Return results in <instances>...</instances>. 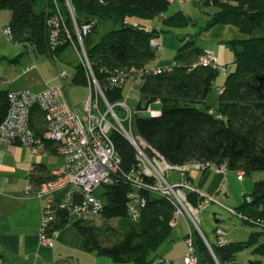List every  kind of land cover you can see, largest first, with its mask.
Wrapping results in <instances>:
<instances>
[{"label": "trees", "instance_id": "16d2710c", "mask_svg": "<svg viewBox=\"0 0 264 264\" xmlns=\"http://www.w3.org/2000/svg\"><path fill=\"white\" fill-rule=\"evenodd\" d=\"M67 1L75 15L77 25L93 24L82 44L106 102L110 106L123 102L125 100L123 86L126 82L120 88H110L107 77L117 71L148 69L149 64L156 57V50L150 44L157 36L155 31L129 25L127 21L153 20L163 16L168 11L169 2L165 0ZM55 3L61 14H64L70 29L65 0H54V2L53 0H0V11L10 12L11 20L7 28L11 31V42L25 45L33 49L36 55L47 56L50 60L59 59L69 48L64 44L51 51L48 47V29L45 26L46 19L55 11ZM192 3H199L203 7L216 10L204 29L223 25L234 28L245 36L243 41L230 43L235 56L232 71L227 67H219L217 60L215 68L200 67L197 64L203 51L195 46V42L187 41L175 53L176 56L171 62L175 67L171 72L156 76L146 75L138 82V104L135 109L145 110L150 106L151 110L156 108L155 111H159L160 115L158 118L147 117V119L135 115L132 119L134 135L141 141V149L147 157H153L155 154L169 166L182 167L193 163H210L226 165L228 172L241 171L243 175L262 172L264 171V90L260 88V80L264 85V0H201ZM108 21L119 25L120 28L109 30L97 43H94L93 36L97 26ZM191 23L188 17L178 12L165 18L162 26L176 30L187 28ZM73 70L75 72L70 85L87 88L88 81L84 69L78 64ZM219 72H223L225 79L222 91L218 92L215 112L207 108L205 102L213 90ZM128 77H130L129 73H127ZM128 80L134 81L132 78ZM8 96V92L0 91V124L5 120L9 109ZM202 106L204 108L201 109ZM29 117V128L34 138L42 139L46 127L38 105L33 107ZM111 139L120 158L122 172L126 174L137 167L138 157L127 140L115 132L111 135ZM46 147L47 150L55 153L50 143L47 142ZM146 147L149 149L147 150ZM49 179L50 177L37 182L36 186ZM113 181L111 185L98 188L95 195L100 201L104 199V203L101 202L102 220L121 222L122 238L118 243L102 247L98 240L97 229L85 222H73V228L85 240L87 250L97 253L100 257H108L114 264H163L158 261L167 260L156 253L171 237L172 228L169 222L172 219L173 208L170 202L142 192L141 196L146 203L140 210L139 220L133 223L127 214V196L132 192V188L126 185L122 177H115ZM186 198L193 207L202 202L196 192L187 193ZM244 198V203L237 210H233L241 217L238 219L250 227L254 226L250 224L251 221H264V181L255 183L251 194ZM56 217L55 227L61 229L66 221L61 214L57 213ZM257 228L262 234L250 237L248 245H257L254 252L264 259V230ZM217 229L221 228H215L213 233ZM188 235L187 232L184 246ZM191 239L197 264H233L237 254L245 247L230 245L228 242L224 247H218L216 242V246L211 247L203 234L194 231L191 232Z\"/></svg>", "mask_w": 264, "mask_h": 264}, {"label": "built area", "instance_id": "2783aa9c", "mask_svg": "<svg viewBox=\"0 0 264 264\" xmlns=\"http://www.w3.org/2000/svg\"><path fill=\"white\" fill-rule=\"evenodd\" d=\"M165 1L183 5L201 0ZM65 3L71 28L69 29L64 14H61L55 3L53 15L45 21L48 29V47L53 51L66 44L79 58V65L84 69L88 81V96L81 102L78 112L77 107L70 103L66 93V87L72 82V75L58 72L55 85L46 87L39 93H31L28 90L10 91L8 93L9 109L5 120L0 124V146L20 145L30 149L34 155L41 154L47 157L46 143L48 142L60 158L61 165L53 171L48 181L41 182L37 186L29 182L26 190V193L36 200L44 201L41 210L39 241L44 247L51 249L60 231L55 227L57 213L64 217L66 221L64 225H72L73 222L91 223L100 218L103 204L95 195V191L104 185L113 184V179L119 176L126 185L132 188V192L127 196V214L130 221L136 223L140 218V210L146 203L141 196L142 192L169 201L173 208L172 219L169 222L170 228H174L179 218H182L188 226L189 235L185 240L187 253L183 263L197 264L191 239L192 231L201 235L199 226L195 222L196 214L216 202L212 197L191 189L184 176L189 170L204 173L210 171L226 175L228 173L226 165L193 163L177 167L169 166L155 154L153 157L145 155L140 146L141 141L134 135L132 119L135 115L158 118L160 112L151 110L150 106H147L145 110L131 111L124 100L112 106L106 102L104 93L94 78L82 44L93 24L77 25L69 2L65 0ZM4 35L6 39H10V28L4 31ZM150 44L156 52L161 51V44L155 41H151ZM197 65L204 68L217 67L214 53L203 51ZM174 67L173 63H170L166 68L117 71L111 73L106 80L110 88H120L127 80V73L135 82H139L146 75L167 74ZM32 69L34 65L24 69L23 72L26 74ZM35 105L39 106L44 116L46 129L43 140L34 138L29 128L30 111ZM115 110L122 115L119 116ZM114 132L127 140L138 157L137 167L126 174L120 169V158L113 147L111 135ZM146 149L148 150L149 147ZM171 172L178 174L180 178L178 182H169L167 177ZM29 173L31 175L32 171ZM236 176L238 181H241L245 175L239 171ZM60 192L63 194L60 200H53L55 194H60ZM193 192H196L202 200L196 207H193L186 198L187 193ZM228 212L241 219L233 210H228ZM250 224L264 230V221H251ZM214 233L218 247L228 245L226 233L221 229L215 230ZM158 262L169 264L167 261Z\"/></svg>", "mask_w": 264, "mask_h": 264}, {"label": "crops", "instance_id": "0c3cea01", "mask_svg": "<svg viewBox=\"0 0 264 264\" xmlns=\"http://www.w3.org/2000/svg\"><path fill=\"white\" fill-rule=\"evenodd\" d=\"M171 3L168 5V13ZM188 4L194 5V3ZM184 5L186 4L180 5L176 3V7L181 10H176L177 8L175 7L174 9L172 8V13L169 15L166 12L165 15L154 18L158 21V26L151 32L155 31L157 34L155 39L159 43L161 41L160 44L162 49L157 52V55H161V57L158 61H155V63L149 64V69L167 67L176 56L175 53L182 43H179L178 39H176V36L173 34L176 33V30L164 28L162 26V21L178 12L183 14L184 11H181L184 9L181 7ZM0 13H2V11H0ZM5 15L4 13L0 14V57L2 60L7 61V59H5V50L8 48V44L11 40L5 38L4 31L8 27L11 16ZM183 15L186 18L188 17V15ZM209 22L210 20L207 24ZM165 32L172 34L175 40L165 38ZM198 34L201 35L202 41L204 42L200 44L199 49L214 53L219 67H227L232 71L235 56L231 50L230 43L233 41H243L245 40V36H242L238 30L223 25H215L208 29H200ZM14 46L17 47L19 45L14 44ZM23 46L25 49L23 53L24 67L21 68L20 72L21 75L27 79L28 84H22L21 77L10 79V82H8L3 76H0V84H3V86L0 87V91L9 93L10 91H21L22 89L28 90L31 93H39L46 87L55 85L56 75H54V78L49 82L42 79L41 68H39L33 60L34 56L36 57L33 49L27 48L25 45ZM165 46L168 48V50L166 49L168 53H174L172 58L168 53L167 55L165 54L166 56L163 55ZM42 57L48 58L43 55L41 58ZM44 58L40 59L42 64L45 60H50L49 58L44 60ZM52 61L53 60H51V62ZM10 62L15 63V65L19 63L18 59H12ZM31 65H34V69L25 74L23 70L31 67ZM1 74L3 75V73L0 72V75ZM39 81H41V83H38ZM125 84H129L128 88L131 93L135 91L134 89L138 82L127 80ZM132 87H134V91L131 90ZM222 89L223 88L219 91H222ZM135 101L137 105L138 95ZM157 104H155L156 107ZM153 110L155 111L157 109L155 108ZM60 165V158L57 157L55 153H52L51 150H48L47 157H44L41 154L34 155L30 149L20 145L0 146V264H112V261L105 260L97 253L87 250L85 240L81 238L72 225H64L61 227L51 249L44 247L41 241H39V227L42 219L41 210L44 201L36 200L32 195H28L26 190L29 186V182L36 185L37 182L48 179L53 171L57 170ZM30 171H32L31 175L29 173ZM172 173L173 172L169 174L167 179H169L170 183L178 182L180 180L178 174L174 172L175 174L173 175ZM184 177L187 179L191 189L205 196H210L215 201L221 199L224 205L229 203L233 199L232 197L237 196L236 186L244 182V178L238 181V177L234 172L221 175L210 171H205L204 173L197 170H189ZM62 196L63 194L61 192L60 194H55L53 200L59 201ZM223 203L220 204L223 208L227 209L224 207ZM215 222L219 224L218 221ZM175 223L170 234V243H174V245L176 243H181L184 245L188 226L184 223L182 218L176 220ZM185 254L186 251L175 257L171 256V249L168 248L167 251L164 250V252L161 253V258L169 261L170 264H182Z\"/></svg>", "mask_w": 264, "mask_h": 264}, {"label": "rangeland", "instance_id": "374dc122", "mask_svg": "<svg viewBox=\"0 0 264 264\" xmlns=\"http://www.w3.org/2000/svg\"><path fill=\"white\" fill-rule=\"evenodd\" d=\"M176 3H171L169 6V13H172L171 11L176 7ZM173 8V9H172ZM176 10H181L178 7H176ZM183 14L190 18L192 20V23L188 25L187 28H181L176 29V33H173L176 36V39H178L179 43L181 42L182 45L187 43L186 41H193L195 42V46L197 48H200V44L204 43L202 41L201 35L198 34L200 29H204L207 22L210 20V15H212L216 10L214 8H206L201 6L199 3L192 4H186L181 7ZM2 13L7 15L9 14V11H2ZM0 13V14H2ZM130 25H138L139 27L147 28V30L152 31L158 26V21H156L154 18L153 20H145V19H131V21H127ZM161 26V25H160ZM162 27V26H161ZM120 28L119 25H116L112 23L111 21L108 22H102L97 26L96 32L93 36L94 43H97L98 40L104 36L106 32H109V30H118ZM165 38H170L172 40H175L174 36L170 33L165 32L164 34ZM156 41V39H155ZM185 41V42H184ZM159 43L158 41H156ZM161 43V41H160ZM159 43V44H160ZM168 48L165 46L163 55H167ZM25 52L24 46H14L12 42H9L8 48L5 50L7 61H4L0 57V72L3 73L0 76H3L4 79H6L8 82H10V79H15L16 77H21V83L25 84L27 83V79L21 75V68H23V53ZM156 52L155 60L152 63H155V61H158L161 55H157ZM21 55V56H20ZM36 55V54H35ZM162 55V56H163ZM165 55V56H166ZM168 55L172 58L174 56V53L170 52ZM164 57V56H163ZM37 58V59H36ZM44 58V57H42ZM41 56L36 55L34 56L33 60L35 64L41 68V77L46 82H49L52 78H54V75H56L58 72H65L70 75H74L75 70L74 67H77L79 64V58L71 51V49L65 50V52L60 56L59 59H54L52 62L51 60H45L48 58H44L45 62L40 61L42 59ZM12 59H18L19 63L15 65V63H11L10 60ZM21 59V60H20ZM42 65V66H41ZM166 68V67H162ZM231 71V70H230ZM130 77L126 78L127 80ZM225 75H223V72H219L217 74V77L214 81V87L213 90L209 93L207 96V100L205 102V106L213 111H217V96L218 92L221 88H223V82H224ZM131 79V78H130ZM40 80V79H39ZM126 80V81H127ZM38 83H41L39 81ZM28 84V83H27ZM3 84H0V87H2ZM129 84H125L123 86V93H124V102L129 107L131 111L135 109L136 106V97L138 95L137 85L135 86L134 92H129ZM88 88V86H87ZM86 87L82 86H71L68 85L66 87V93L68 95V98L70 100V103L73 104L75 107H77V110L79 112V109L81 107V102L88 96V89ZM93 88V87H92ZM22 90V89H21ZM201 109L204 108L203 106L200 107ZM115 112L120 116L122 115L119 113V111L115 110ZM175 174L174 172L172 173ZM169 180V179H168ZM264 181V171L262 172H250V174H247L244 176V182L238 184L236 186V197H232L233 199L224 205L223 201L221 199H218L216 204H211L206 208L202 209L199 213L196 214L195 222H197L199 226L200 233L204 235L207 244L211 247L216 246L215 242V235L213 233L215 228H221L224 233L227 234L226 240L228 244H235V245H244L245 247L242 249L240 253L237 254L235 261L233 264H264V259L259 255L256 254L254 251L257 248V245L249 246L248 241L250 237L257 234H262L261 231L257 227H250L248 225H244L242 221H240L237 217L231 215L228 210H237L238 207H240L244 203V197L251 194V191L254 188V184L258 182ZM243 190H242V187ZM220 200V201H219ZM223 203L224 207L227 208L223 209L222 205L219 203ZM101 202L104 203V199H101ZM222 206V207H221ZM236 212V211H235ZM215 221H218L219 224H216ZM93 228L97 229V235L98 240L102 247L111 246L113 244L118 243V241L122 238V225L121 222L118 220H110V221H103L102 218H97L95 221L91 223H87ZM171 238L169 241L165 242L162 248L157 251V255H160L164 252V250H168V248L171 249V256H177L181 253H185L186 248L181 243H170ZM163 251V252H162ZM105 260H109L107 257H103ZM112 261V260H110ZM114 264L113 262H111ZM131 264V263H130Z\"/></svg>", "mask_w": 264, "mask_h": 264}, {"label": "water", "instance_id": "95a60500", "mask_svg": "<svg viewBox=\"0 0 264 264\" xmlns=\"http://www.w3.org/2000/svg\"><path fill=\"white\" fill-rule=\"evenodd\" d=\"M261 82H262V80H260V88H261L262 90H264V85L261 84ZM139 117L142 118V119H147V116H139ZM216 224H217V222H216ZM209 252H210V250H209ZM210 255L212 256L211 252H210Z\"/></svg>", "mask_w": 264, "mask_h": 264}]
</instances>
